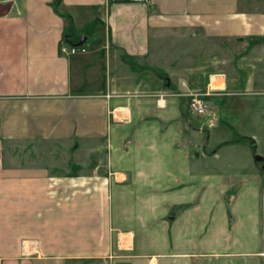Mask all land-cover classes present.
I'll use <instances>...</instances> for the list:
<instances>
[{
    "label": "crops",
    "instance_id": "crops-1",
    "mask_svg": "<svg viewBox=\"0 0 264 264\" xmlns=\"http://www.w3.org/2000/svg\"><path fill=\"white\" fill-rule=\"evenodd\" d=\"M2 6L0 264H264V0ZM42 143L52 160L98 143L97 171L44 165ZM142 206L139 247L121 222Z\"/></svg>",
    "mask_w": 264,
    "mask_h": 264
},
{
    "label": "rangeland",
    "instance_id": "rangeland-1",
    "mask_svg": "<svg viewBox=\"0 0 264 264\" xmlns=\"http://www.w3.org/2000/svg\"><path fill=\"white\" fill-rule=\"evenodd\" d=\"M38 147L40 148L41 156H40V158L37 157V159H38V161L39 160L42 161V163L44 165L54 163V164H57V166L67 168V166L69 167V165L72 164L71 162H73V159L76 162H79L81 164L82 163H86V162H88V160H90V164L92 166V170L97 171L96 166H93L94 165V161L98 159L97 156L95 157L96 154L92 155V157H90V158H88L86 156H87L88 150H90V149H98V148L101 147V145H99L98 143L93 144V146H91L90 148H87L86 150H84L85 151L84 154H79V156H76V157H73V151H69L68 149H66L65 145H61V146H59V148L55 149V151H56V153L54 155L55 159H53V160L50 157V155L48 154L52 150L51 149L52 147L49 144L42 143ZM263 178H264V174H263ZM195 192L196 191H194L192 194H190V199H188L186 203L180 204V206H176L178 209H180V214H182V212H184L185 210L191 209V212L188 213L189 217L187 219H185V223H184V224H186L185 225L186 226L185 227L186 230H188L189 232H193L194 219L191 222L188 221V219L189 218H194V216H195L194 208L196 207V204H197V201H198V196L194 195ZM262 200H263L262 204H263V208H264V183H263V189H262ZM113 207L115 209L116 205L114 204ZM139 208H142V210H140L139 213L133 211L135 213L130 215L129 219H127V221L123 220L121 222V224L122 225H129V226H131L132 228L135 229L136 242H137V245L140 247L142 245V238H141V235H140L141 231L137 228L138 224L134 220L146 217L147 211L145 210L144 206L139 207ZM139 208L134 207L133 209L137 210ZM183 217L184 216H181V218H180L179 215H177L176 216L177 220H175L173 222L177 221L176 223H179V220L180 219L182 220ZM199 234L201 235L200 239L196 238V236L195 237L191 236V237L187 238V240L189 242H187L186 245H188L190 247H187V249H185V250H187L189 252H201V251H204L202 249L205 248L206 243L210 239L209 238V231L207 230V227H205L204 230H200ZM201 239H203L204 241L201 242ZM120 245H121L122 248H127L129 246V237L123 236L122 239H121ZM70 264H95V263L94 262L84 263L82 261H74V262H71Z\"/></svg>",
    "mask_w": 264,
    "mask_h": 264
},
{
    "label": "built area",
    "instance_id": "built-area-1",
    "mask_svg": "<svg viewBox=\"0 0 264 264\" xmlns=\"http://www.w3.org/2000/svg\"><path fill=\"white\" fill-rule=\"evenodd\" d=\"M135 2H141L142 0H133ZM81 51L82 49L77 48H67L65 46H60V54L67 55V54H74L77 51ZM188 109L189 111L197 116H205L208 111L209 107L205 100V94H190L189 101H188Z\"/></svg>",
    "mask_w": 264,
    "mask_h": 264
},
{
    "label": "water",
    "instance_id": "water-1",
    "mask_svg": "<svg viewBox=\"0 0 264 264\" xmlns=\"http://www.w3.org/2000/svg\"><path fill=\"white\" fill-rule=\"evenodd\" d=\"M8 10V6L0 7V15L6 14Z\"/></svg>",
    "mask_w": 264,
    "mask_h": 264
}]
</instances>
